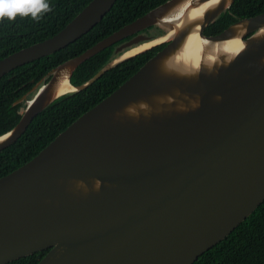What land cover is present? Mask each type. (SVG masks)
<instances>
[{
  "label": "water",
  "instance_id": "obj_1",
  "mask_svg": "<svg viewBox=\"0 0 264 264\" xmlns=\"http://www.w3.org/2000/svg\"><path fill=\"white\" fill-rule=\"evenodd\" d=\"M115 1L90 0L56 34L0 59V78L75 41ZM233 1L166 0L33 87L18 122L0 135V150L59 96L165 43L34 157L0 177V264L46 249L37 264H192L264 200V12L204 34ZM152 26L163 33H141ZM196 30L212 50L190 49ZM130 36L86 82L70 83L82 62ZM234 39L240 47L229 44ZM65 79L72 89L58 92Z\"/></svg>",
  "mask_w": 264,
  "mask_h": 264
},
{
  "label": "trees",
  "instance_id": "obj_2",
  "mask_svg": "<svg viewBox=\"0 0 264 264\" xmlns=\"http://www.w3.org/2000/svg\"><path fill=\"white\" fill-rule=\"evenodd\" d=\"M90 0H45L49 11L38 18L17 14L13 20L0 18V59L33 43L42 41L61 30ZM166 0H116L103 18L88 32L64 48L18 66L0 78V135L10 130L20 119L18 113L30 99L33 87L48 80L49 71L143 15ZM264 12V0H234L204 29L205 35H215L231 23ZM151 37L163 31L155 26L141 31ZM127 37L99 51L82 62L73 72L70 83L80 85L113 59L115 48ZM165 43L124 59L104 72L86 88L65 93L38 113L25 132L11 145L0 150V177L34 157L58 133L82 113L102 100L134 74ZM27 95L20 103L18 99ZM46 250L13 260L6 264H37ZM192 264H264V200L224 239L203 252Z\"/></svg>",
  "mask_w": 264,
  "mask_h": 264
},
{
  "label": "clouds",
  "instance_id": "obj_3",
  "mask_svg": "<svg viewBox=\"0 0 264 264\" xmlns=\"http://www.w3.org/2000/svg\"><path fill=\"white\" fill-rule=\"evenodd\" d=\"M49 10L45 0H0V18L8 20H13L17 14L37 19L38 13Z\"/></svg>",
  "mask_w": 264,
  "mask_h": 264
},
{
  "label": "bare ground",
  "instance_id": "obj_4",
  "mask_svg": "<svg viewBox=\"0 0 264 264\" xmlns=\"http://www.w3.org/2000/svg\"><path fill=\"white\" fill-rule=\"evenodd\" d=\"M166 38H167V35L164 36V37L159 38L155 42L151 41V42L144 43V44H142L140 46L134 47V48L130 49L129 51H127L124 54V56L133 55L134 53L142 51L143 49H145L147 47H150L154 43L162 41V40H164ZM229 44L232 47H240L242 43L240 42L239 39H234V40L230 41ZM223 45H224V43H222V46ZM213 48H214V45L211 43V41L201 37L199 32H198V30H196V32L192 36L190 49L193 50L194 52H201V51H204L206 49L212 50ZM71 89H72V87L70 86L68 81L65 79L62 83H60V87L58 89V92H65V91H69Z\"/></svg>",
  "mask_w": 264,
  "mask_h": 264
}]
</instances>
